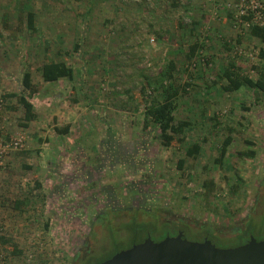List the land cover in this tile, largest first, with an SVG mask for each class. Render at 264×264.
Listing matches in <instances>:
<instances>
[{
  "label": "rangeland",
  "instance_id": "1",
  "mask_svg": "<svg viewBox=\"0 0 264 264\" xmlns=\"http://www.w3.org/2000/svg\"><path fill=\"white\" fill-rule=\"evenodd\" d=\"M239 2L0 0V264H99L129 242L130 219L153 241L176 227L223 249L264 239V93L223 90L229 64L252 80L263 71ZM53 60L74 80L45 83L38 68ZM169 62L174 117L189 126L166 148L143 113ZM24 72L38 87L24 93L36 113L26 127L6 98Z\"/></svg>",
  "mask_w": 264,
  "mask_h": 264
},
{
  "label": "trees",
  "instance_id": "2",
  "mask_svg": "<svg viewBox=\"0 0 264 264\" xmlns=\"http://www.w3.org/2000/svg\"><path fill=\"white\" fill-rule=\"evenodd\" d=\"M249 18V17H248ZM244 17V19H248ZM33 24V14H28L29 27ZM249 36L257 39L261 48L259 49L257 60L261 63L263 71L258 73V78L252 80L248 77H242L237 72L233 64H229L224 68L223 76L227 81V84L223 87L226 92H234L240 90L242 87L251 88L253 90L264 93V24L251 23L248 27ZM197 44L190 46L189 58H193L194 52L197 49ZM260 65V64H259ZM175 70V64L169 62L166 70L159 79L156 80V86L151 91L153 92L150 100L147 102L144 117V129L152 128L158 132L160 143L163 147H170L175 141L181 143L184 140L185 129L189 126L188 122L182 120H175L174 111L176 109V100L178 95V89L171 81L173 78V71ZM41 79L45 83H55L60 79H66L69 82L74 80V70L69 67L64 61H46L38 68ZM189 85V84H188ZM22 93L20 94H7L6 98H16L18 105L23 110V126L26 127L31 121L36 119V113L34 111L33 104L25 96V92L34 94L38 92V87L32 82L31 74L24 72L21 80ZM151 86L150 81L142 88V94H146V90ZM5 97V96H4ZM68 127L59 130V133L66 134ZM231 140L227 137L221 146V155L223 156L226 147L230 144ZM199 146L197 144L191 145L185 151L186 157H194L199 153ZM252 155V153H250ZM184 160H179L178 166L182 167ZM22 201H16V207L22 204ZM131 230L133 232H143L145 229L142 225L133 223L131 224ZM145 232V231H144ZM146 233V232H145ZM169 233L163 234L160 239H163ZM131 238H136L135 236ZM141 241V240H140ZM139 241V242H140ZM21 253L16 247L13 250V255H19Z\"/></svg>",
  "mask_w": 264,
  "mask_h": 264
},
{
  "label": "water",
  "instance_id": "3",
  "mask_svg": "<svg viewBox=\"0 0 264 264\" xmlns=\"http://www.w3.org/2000/svg\"><path fill=\"white\" fill-rule=\"evenodd\" d=\"M99 264H264V239L233 248H217L209 240L194 242L182 232L154 242L150 236Z\"/></svg>",
  "mask_w": 264,
  "mask_h": 264
},
{
  "label": "flooded vegetation",
  "instance_id": "4",
  "mask_svg": "<svg viewBox=\"0 0 264 264\" xmlns=\"http://www.w3.org/2000/svg\"><path fill=\"white\" fill-rule=\"evenodd\" d=\"M111 211L113 210L114 212H116L117 211V209H114L113 207H112V209H110ZM140 209L138 208V207H135V208H128V211H139ZM101 217H104V214L103 213H101L100 214V216H99V218H97V219H95V221L97 220H99L100 222L102 221L101 220ZM130 221V223L131 224H133V223H137V224H139L137 221H132L131 219L129 220ZM131 232L133 233V235H132V237L133 236H135L136 238H130V239H128L129 240V242L126 244V246H124L123 248H119V249H114V251H113V253L107 258V259H109L110 257H112L114 254H116V253H118L119 251H122V250H125V249H128V248H130V247H132L133 245H136V244H139V243H142L146 238H138L139 237V231H136V232H133L132 230H131ZM169 234L167 235V236H170V237H172V236H175V235H177V233L178 232H182V230L178 227H176V228H173L172 230H168L167 231ZM171 232V233H170ZM166 233V232H165ZM183 233V232H182ZM209 233V232H208ZM208 233L205 235V237H203L201 240L200 239H198L197 238V240H195L196 242H203L204 240H209L212 244H213V241H211L209 238V236H208ZM184 234V233H183ZM143 236V235H142ZM147 236H149V234L148 233H146V237ZM166 237V236H165ZM164 239V238H163ZM141 240V241H140ZM159 240H162V239H158V241ZM140 241V242H139ZM153 241V240H152ZM158 241H154V242H158ZM248 241V240H247ZM116 245H118V244H116L115 242L113 243V244H111V247L112 246H116ZM106 252V251H105ZM107 259H105V260H107ZM104 260V261H105Z\"/></svg>",
  "mask_w": 264,
  "mask_h": 264
},
{
  "label": "built area",
  "instance_id": "5",
  "mask_svg": "<svg viewBox=\"0 0 264 264\" xmlns=\"http://www.w3.org/2000/svg\"><path fill=\"white\" fill-rule=\"evenodd\" d=\"M240 2H239V4H238V12L235 14V21L237 22V23H240L243 27H246V28H248L249 27V23L248 22H244V21H242L241 20V18L243 17V16H245V15H247V14H251V15H253V19H255V20H257V19H259V20H262V18L261 17H263L264 16V12H263V14H262V16L261 15H259L260 14V9H263L264 7H262V6H258V5H250V6H244V3L243 2H245L244 0H239ZM244 6V7H243ZM257 23V22H256ZM260 24H263V22H260ZM1 105V104H0ZM23 141H22V138H20V139H18L17 141H10V143L8 144V145H6V148L8 147V146H10V145H13V147H18V146H21V143H22Z\"/></svg>",
  "mask_w": 264,
  "mask_h": 264
}]
</instances>
